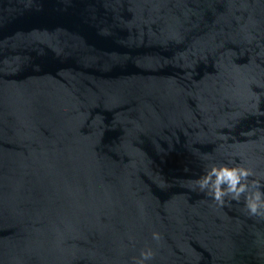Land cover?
<instances>
[{
	"label": "water",
	"instance_id": "water-1",
	"mask_svg": "<svg viewBox=\"0 0 264 264\" xmlns=\"http://www.w3.org/2000/svg\"><path fill=\"white\" fill-rule=\"evenodd\" d=\"M253 182L264 0H0V264H264Z\"/></svg>",
	"mask_w": 264,
	"mask_h": 264
},
{
	"label": "clouds",
	"instance_id": "clouds-1",
	"mask_svg": "<svg viewBox=\"0 0 264 264\" xmlns=\"http://www.w3.org/2000/svg\"><path fill=\"white\" fill-rule=\"evenodd\" d=\"M250 171L243 167H228L222 165L213 167L205 176L198 179L200 190L214 196L219 203H224V197L230 196L232 200L239 201L241 195L249 192L248 177ZM252 187L256 190L246 196V204L252 215H264V193L260 189V185L253 182ZM153 239L159 240V233H153ZM153 252L151 250L141 252L142 259L138 264H144V261L151 259Z\"/></svg>",
	"mask_w": 264,
	"mask_h": 264
}]
</instances>
